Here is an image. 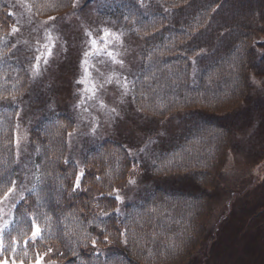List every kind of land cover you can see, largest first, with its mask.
Returning <instances> with one entry per match:
<instances>
[{"label": "trees", "instance_id": "1", "mask_svg": "<svg viewBox=\"0 0 264 264\" xmlns=\"http://www.w3.org/2000/svg\"><path fill=\"white\" fill-rule=\"evenodd\" d=\"M162 1L143 6V0H99V13L142 43L134 77L139 109L163 117L185 107L187 97L193 96L201 99L199 106L206 107L189 113L190 121L181 134L157 156L153 175L181 173L195 166L203 170L199 182L210 187L206 179L217 176L218 153L225 145L222 132L228 130L226 120L231 118L217 113L220 108L209 111V107L224 102L222 94L228 90L233 97L248 94V68L264 74V65L259 63L264 62V55L256 59L254 50L255 37L264 34V0ZM30 2L41 18L63 14L74 5L73 0ZM3 3L1 0L0 37L13 22ZM0 44L9 45L2 40ZM9 51V46L0 48V98L29 96L34 87L27 66ZM192 62L198 66L195 81L190 76ZM34 99L43 98L37 95ZM8 105L0 106V201L23 179L15 149L18 106ZM74 126V119L65 111L46 113L31 126L29 162L34 174L1 231L0 260L184 264L192 253L186 252L189 245L197 242L198 247L203 241L205 226L201 222L194 226V221L196 217L203 221V203L211 192L157 184L138 200L125 203L118 213L113 192L126 186L132 160L119 141L104 139L84 154V172L76 184L78 168L67 156V138ZM183 149L210 156L209 160L174 164L172 157ZM185 209L189 212L186 221ZM35 227L40 233L33 240ZM184 228L187 230L182 232Z\"/></svg>", "mask_w": 264, "mask_h": 264}, {"label": "rangeland", "instance_id": "2", "mask_svg": "<svg viewBox=\"0 0 264 264\" xmlns=\"http://www.w3.org/2000/svg\"><path fill=\"white\" fill-rule=\"evenodd\" d=\"M2 1L13 22L0 37L9 45L0 48L9 46L11 56L17 62H25L34 88L29 96L0 98L1 107L18 106L15 149L23 169V179L0 201V234L34 174L29 162L31 126L46 113L65 111L75 121L67 138V156L78 168L76 184L84 172L83 158L90 147L104 139L119 141L132 165L126 186L113 192L118 213L123 212L125 203L138 200L157 184L198 193L207 188L212 195L203 203L206 215L203 221L197 217L194 221V226L200 222L205 226L203 241L198 247L197 242L189 245L186 252L192 253L184 264H264V74L248 68V94L233 97L228 90L222 94L224 102L209 107V111L220 108L217 113L231 118L226 120L228 130L222 132L225 145L218 153L217 176L206 179L210 187L199 182L203 170L195 166L157 177L152 173L157 156L181 134L185 122L190 121V112L206 108L199 106L201 99L187 97L185 107L163 117L139 109L134 77L142 43L110 17L100 15L99 0H73L74 5L67 12L44 18L34 13L31 0ZM151 1L158 0H143V6H150ZM13 28L17 31L13 32ZM104 30L109 33L106 50L101 40ZM93 39L98 42L99 53L92 47ZM254 50L256 59L264 55V34L255 37ZM197 68L192 62L190 76L194 81ZM37 95L43 99L35 100ZM225 98L229 101L225 102ZM194 154L193 149H183L172 161L205 162L210 157ZM188 217L185 209V221ZM0 264L26 263L0 260ZM28 264L64 263L40 258Z\"/></svg>", "mask_w": 264, "mask_h": 264}, {"label": "snow or ice", "instance_id": "3", "mask_svg": "<svg viewBox=\"0 0 264 264\" xmlns=\"http://www.w3.org/2000/svg\"><path fill=\"white\" fill-rule=\"evenodd\" d=\"M50 19H55V17H50ZM15 31H17V29L16 28H13V32H15ZM109 35V33L107 32V30H104V36H102L101 37V40L103 41V43H104V45H105V48L103 49V50H106V45H107V43L109 42L107 39H106V37ZM97 40H95V39H93L92 41H91V44H92V47H93V49L97 52V53H99V51H101V49H99V48H97ZM49 54H50V52H49ZM109 56H111L112 55V53L111 52H108L107 53ZM89 55V53H85V56L87 57ZM40 58L39 57H37V60H39ZM45 62H47V61H45ZM11 191V189H9V192ZM7 195V193L5 194V196ZM39 233H40V229L38 228V227H35L34 228V231H33V233H32V239L34 240V239H36L38 236H39Z\"/></svg>", "mask_w": 264, "mask_h": 264}]
</instances>
